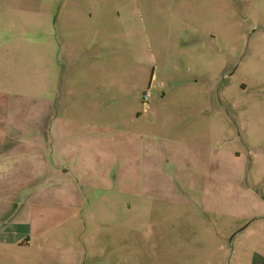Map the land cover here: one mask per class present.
<instances>
[{
    "label": "rangeland",
    "instance_id": "obj_1",
    "mask_svg": "<svg viewBox=\"0 0 264 264\" xmlns=\"http://www.w3.org/2000/svg\"><path fill=\"white\" fill-rule=\"evenodd\" d=\"M0 130V264H264V0H0Z\"/></svg>",
    "mask_w": 264,
    "mask_h": 264
},
{
    "label": "crops",
    "instance_id": "obj_2",
    "mask_svg": "<svg viewBox=\"0 0 264 264\" xmlns=\"http://www.w3.org/2000/svg\"><path fill=\"white\" fill-rule=\"evenodd\" d=\"M11 132L14 133L13 131ZM43 132L44 131H32L30 137L33 139L28 140L27 145L20 147L17 143L14 147L12 146L7 149H3L2 146L0 147V243L10 242L14 245L17 244L20 246V244L22 245V243L29 237V235L24 237V235L26 236L29 232L27 231L25 234V230L23 231V229L24 227H27L29 221H32L33 219V206L30 209V215L29 211H27V214L29 215L28 223L22 224L23 228L20 233L23 234V236L20 235V237L18 236V231L10 227L12 221V218L10 217L13 216L14 213H17V211L9 214L6 217L7 219L5 218V220H2L3 218L1 216L3 213L1 210L3 209V204L1 202L3 200L15 199L20 190L26 187L28 188L29 177H31L32 172L34 173L35 167L40 165L43 166L45 164L44 161L46 158L44 153L37 152L41 150H36V148L42 149L41 144L43 146V142L40 137H42ZM6 136V131L0 130V145ZM35 138H37V140H35ZM36 142L41 144H37ZM24 207L27 208V206L22 204L21 208ZM29 231L31 233V228Z\"/></svg>",
    "mask_w": 264,
    "mask_h": 264
}]
</instances>
